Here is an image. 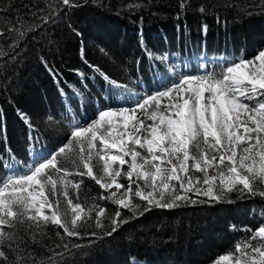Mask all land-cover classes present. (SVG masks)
<instances>
[{"label":"trees","instance_id":"16d2710c","mask_svg":"<svg viewBox=\"0 0 264 264\" xmlns=\"http://www.w3.org/2000/svg\"><path fill=\"white\" fill-rule=\"evenodd\" d=\"M72 2L78 6L66 7L62 0H0V155L9 150L22 162L28 160L30 129L21 112L30 118L35 140L50 150L70 131L62 116L63 95L80 92L91 101L82 105L87 112L96 111L93 99L105 105L103 94L109 88L94 67L117 84L136 86L142 80L150 88L152 66L159 65L157 54L198 52L250 58L264 47V0ZM45 16L54 18L34 30ZM68 100L75 114H80L79 101L71 95ZM60 162L76 172L70 160L61 158ZM69 179L73 203H80L85 212L91 210L78 228L79 236L68 237L63 228L51 223L5 227L15 237L4 244L10 262L212 264L222 255H233L238 244L254 241V231L264 225V197L259 194L234 191L222 202L148 212H144L146 202L133 197V203L140 206L133 212L103 199L110 191L91 178L73 175ZM262 189L264 182L257 183V193ZM60 199L66 207V200ZM101 208L105 212L98 228ZM117 210L128 223L107 236Z\"/></svg>","mask_w":264,"mask_h":264},{"label":"snow or ice","instance_id":"6c2138e0","mask_svg":"<svg viewBox=\"0 0 264 264\" xmlns=\"http://www.w3.org/2000/svg\"><path fill=\"white\" fill-rule=\"evenodd\" d=\"M62 4L78 6L72 0H62ZM53 18L42 17L34 30ZM206 31L205 26V35ZM81 56L87 63L83 49ZM42 62L47 65L46 59L42 58ZM209 63L213 69L220 66L221 70L209 71L208 65L202 64L198 71L204 74L180 72L178 81L174 75L158 85L163 90L143 97L133 93L131 100L121 101L132 107L109 105L99 110L91 122L74 123L67 142L50 158L41 152L32 153L33 164L26 174H16L15 161L8 163V175L0 181V264H16L9 261L4 248L5 242L15 239L5 227L51 223L63 228L68 237L79 236L78 228L91 210L85 212L80 203H73L69 194V177L73 175L87 176L102 189L114 188L103 199L133 212L140 207L133 203V197L146 202L144 212L222 202L234 191L264 197V189L259 193L255 190L257 183L264 182V50L251 59L223 58ZM48 71L57 76L50 67ZM109 83L124 87L115 80ZM124 91L132 90L124 87ZM19 115L29 126V141H35L32 133L36 130L30 118L22 112ZM61 158L70 160L76 172L68 171ZM121 177L128 181L126 190ZM104 212L101 208L97 213L98 228L102 227ZM115 216L111 231L105 232L107 236L128 223L120 218L119 210ZM257 237L258 245H237L239 255L234 264H264V226L253 233V239ZM230 259L222 255L215 264H228Z\"/></svg>","mask_w":264,"mask_h":264},{"label":"rangeland","instance_id":"374dc122","mask_svg":"<svg viewBox=\"0 0 264 264\" xmlns=\"http://www.w3.org/2000/svg\"><path fill=\"white\" fill-rule=\"evenodd\" d=\"M261 50H264V47ZM257 54L258 53H256L255 55H257ZM255 55H253L250 58H248V57H246V58L251 59ZM149 56H151V55H148V57ZM234 57L235 58H241L240 56H234ZM234 57H231V58H234ZM223 58H225V57H223V56L215 57V56H207V55L200 56V54L198 52L194 55H190V56L185 57V58L176 55V53H174V52L167 54L166 57L164 55L159 56L158 59L161 62L160 73L158 74L159 76H157V74H156V76L154 77L155 85L152 87V89H147L145 85L141 84V82H139L137 84V86H124V87L131 89L132 90L131 92H125L124 87H117L114 85H110L109 86V93L103 94V99L105 100V105H102L97 99H93L92 102L94 103L95 108L97 107L98 109L94 113H89V114H87V112L84 111L82 105L85 106V104H91V101H89V99H87V101H86L80 92H76L75 90H73L72 93L66 94L65 98L63 95V99H64L63 100V106L66 108V110L62 113V116L63 115L66 116V119L64 118V120H65V122L67 121L71 125V127L74 123L83 124L84 120H87V122H91L92 119L96 118L99 110H105L106 107H108L109 105L112 107H132V106H134L131 103H129V104L121 103V101H123L124 99L131 100L133 98V93H139L140 96L143 97L144 95L151 94L154 91L163 90L161 87H158V85L165 83L167 77H171V76L175 75V77L178 81V79H179L178 74L180 72H185V73L191 72L194 74H204L203 72L198 71V67L202 64H207L209 71L214 70L216 72H219L221 70L220 66H217V67H215V69H213L212 63H209V62L211 61V62L215 63V62L220 61ZM81 76H82L81 73H78V77H81ZM167 83L170 86L171 80L170 79L167 80ZM70 95L79 101V109L82 112V116L84 115L81 119H79L80 122L77 119L78 116L75 115V113L72 111L73 106L71 105L70 101L68 100V96H70ZM81 120H83V121H81ZM71 127H69L70 131H68V134L62 139V141L59 143V145L55 148L54 152L57 151L58 148L61 147L63 143L67 142L66 137L70 136ZM34 151L35 152H41L42 156H47L48 158L51 157L50 153H49V155H47L48 150H46L44 148V146H41L40 142L38 140L33 141V143L30 145V150H29V158L30 159L25 163L20 161V164H17L18 171L16 174H26V170L28 169V167L33 164L32 153ZM193 151H195V149H193ZM37 162H42V161H37ZM7 175H8L7 170H6V172L3 170V174L0 176V181L5 179L7 177ZM197 175H200V174L197 173ZM120 182L125 185V190H126L127 184H128L127 179L125 177H121ZM0 186H2V184H0ZM133 187L135 188V186H133ZM108 191H110V192L115 191V189L113 188L112 190H108ZM46 214H50V212H48ZM67 218L69 220H71L70 215ZM261 226H264V225H261ZM249 242L250 241H246L243 244H240V246L244 247ZM259 242H260V238L257 237L251 243L254 245H258ZM238 255H239V253L237 252V249H236V252L233 255H229L230 257H232V259L229 260L228 264H234V258ZM215 262H213L212 264H215Z\"/></svg>","mask_w":264,"mask_h":264},{"label":"water","instance_id":"95a60500","mask_svg":"<svg viewBox=\"0 0 264 264\" xmlns=\"http://www.w3.org/2000/svg\"><path fill=\"white\" fill-rule=\"evenodd\" d=\"M51 153V152H50Z\"/></svg>","mask_w":264,"mask_h":264}]
</instances>
